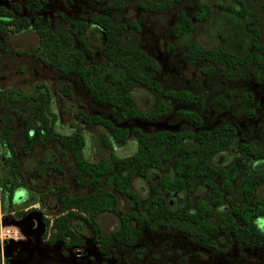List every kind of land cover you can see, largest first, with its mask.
I'll use <instances>...</instances> for the list:
<instances>
[{
	"label": "trees",
	"instance_id": "trees-1",
	"mask_svg": "<svg viewBox=\"0 0 264 264\" xmlns=\"http://www.w3.org/2000/svg\"><path fill=\"white\" fill-rule=\"evenodd\" d=\"M91 1L98 10L86 17H71L61 10L42 14L47 0H23L22 5L11 2L8 7L0 4V31H7L8 25L10 31L32 30L37 44L31 55L63 76L73 75L90 99L106 106L118 122L174 115L187 123L145 131L140 126L128 128L116 123L108 115L92 113L86 117L77 112L82 122L104 131L97 136L106 155L90 161L83 155L82 133L55 130L46 84L36 82L27 92L4 88L0 90V193L5 194L7 206L1 208L15 205L12 198L17 188L24 185L31 189L21 159L33 146L46 149L56 143V154L61 159L68 154L72 159V183L86 191L69 193L63 182L45 185L46 191L56 194L54 213L50 218L41 213L44 231L40 238L47 244L62 239L64 246H82L83 238L69 225L71 218H79L99 252L106 247L111 251L115 245L132 246L140 226L150 231L172 228L216 251L222 250L216 244L219 233L244 245L258 232L257 217L264 215V199L255 195V188L264 179V141L241 140L231 121L205 127L197 111L211 107L222 113L240 104L237 109L252 116V93L227 86L211 94L204 88L194 92L162 85L157 60L139 44L138 18H130L127 10L138 7L139 13L158 12L179 0ZM189 1L193 10L187 13L179 9L170 30L182 49L181 60L200 62L198 70L205 74L221 70L228 78L239 75L246 66L257 82H264V36L258 27L260 15L264 17V0H252V4L249 0L217 1L214 12L207 1ZM23 9L27 16L22 15ZM213 14L218 18L212 24L216 42L205 47L196 41L194 26L209 21ZM133 85L152 94L148 108L137 107L128 92ZM69 87L65 80L59 90L70 96ZM129 134L134 139L130 153L116 155L108 150L110 142L125 140ZM230 143L236 146L237 157L224 165L210 161ZM47 168L59 170L56 163L39 164L36 174ZM156 172L160 174L153 175ZM149 176L155 181L149 183L148 194L141 200L131 182L134 177L147 180ZM195 180L203 188L200 198L186 196L181 202H169L167 195L190 188ZM232 195L238 199L232 201ZM119 196L126 198L131 208L118 213L115 229L102 232L97 214L116 211ZM142 250L136 247L132 252L138 257Z\"/></svg>",
	"mask_w": 264,
	"mask_h": 264
},
{
	"label": "rangeland",
	"instance_id": "rangeland-1",
	"mask_svg": "<svg viewBox=\"0 0 264 264\" xmlns=\"http://www.w3.org/2000/svg\"><path fill=\"white\" fill-rule=\"evenodd\" d=\"M203 1L212 5L214 12L217 1L228 2L231 0ZM11 2L23 4V0H0V4L6 7ZM249 2L253 3L252 0ZM96 7L97 4L91 0H47L42 14H55L57 10H61L71 17H86L92 10H98ZM179 9L190 13L193 7L189 0H179L158 12L142 11L139 13L138 7H129L127 10L130 18H138L139 44L157 60L160 82L164 87L188 88L194 92L204 88L211 94L226 86L235 89L246 88L254 98L252 116L243 115L242 110L237 109L240 104L235 105L236 108L222 113L215 112L211 107L198 110L197 113L205 127L222 121H231L235 124L236 133L241 140L255 138L258 143H262L264 141V82H257L246 66L240 69L239 75L228 78L223 71L218 69L210 74L200 72L198 70L200 62L186 63L182 61L180 58L182 49L174 41L170 32L171 26L176 20L175 13ZM21 12L22 15L27 16L24 9ZM217 19L213 14L209 21L200 22L194 26V36L202 46L207 47L215 44L216 37L212 30V24ZM258 27L261 35L264 36V17L262 15L259 18ZM7 28H9L7 31H0V90L14 88L27 92L36 82L40 81L46 84L50 90V109L54 118L55 130L60 133H70L71 131L82 133L84 136L82 151L86 159L95 161L101 155H106L107 150L100 147L97 136L98 133L103 134L104 131L97 125L82 122L76 116L77 112H81L86 117L92 113L108 115L116 123L128 128L140 126L145 131L158 127L176 128L187 123L186 120L178 119L174 115L157 120L128 118L120 122L116 121L106 106L96 104L90 99L73 75L63 76L51 66L43 65L31 55L37 44V36L32 30L10 31L12 27L9 25ZM91 43L95 45V42ZM168 43L170 47L167 46ZM65 80L70 85V96H66L59 90ZM128 92L141 110L148 108L153 102L152 94L142 87L133 85ZM18 124L19 119L13 123V128H16ZM56 146V143H51L46 149L33 146L21 159V168L31 189L23 185L14 190L12 199L15 201V205L2 209L1 205L5 207L7 204L5 194L0 193V213L4 214L3 222L17 229L20 235L18 239H14V248L5 253L7 264H258L264 262V255L252 254V249L246 246H238L230 242L219 252L207 248L172 228L150 231L143 226H140V233L132 246L115 245L113 251L109 252V257L104 258L93 247L95 242L90 236V231L79 218H71L69 225L84 240L79 253L82 256L69 249L66 250V256L61 255L62 239L47 245L37 234H24L21 224L22 215L17 216L20 211L33 208L41 211L44 217L50 218L56 209L55 192L45 189V185L50 183L63 182L65 190L73 194L86 191L85 187L78 188L72 183L70 178L73 167L72 159L68 154H65L61 159L56 154ZM133 148L134 139L131 134L125 140L110 142L108 146V150L116 155L128 154ZM238 155L236 146L230 143L215 152L210 161H217L218 164L224 165ZM46 163L58 164L59 170L47 168L43 173L37 175L36 167ZM247 166H250V163ZM155 174L159 175L160 173L156 172L153 175ZM154 179L153 176H149L147 180L134 177L131 188L143 200L148 194L149 183L155 181ZM36 189H42V191L37 192ZM202 195L203 188L199 181L195 180L190 188L169 194L167 198L171 202L178 203L186 196L197 199ZM255 195L264 199V179L255 188ZM130 208L127 199L119 196L116 211L98 213L97 220L102 232L115 229L118 223V213L125 212ZM136 247L144 249L141 251L142 255L139 259L131 252ZM4 263V257L0 254V264Z\"/></svg>",
	"mask_w": 264,
	"mask_h": 264
},
{
	"label": "flooded vegetation",
	"instance_id": "flooded-vegetation-1",
	"mask_svg": "<svg viewBox=\"0 0 264 264\" xmlns=\"http://www.w3.org/2000/svg\"><path fill=\"white\" fill-rule=\"evenodd\" d=\"M237 199H238L237 196H235V195L231 196V200L232 201H236ZM169 202H170V200H169ZM257 230H258V232L256 234H251L254 237L253 236H249L247 242L244 245L236 243L233 239H231L232 237H230L228 239L227 237H225L224 233H219L217 235V238H216L217 243L216 244H217L218 247L223 249L225 246H227L231 242V244H235V245H238V246H246L248 248H251L252 249V254L254 253V254L264 255V215H259L257 217ZM220 238H222L221 241H220ZM47 245H50V244H47ZM61 246H63V249L61 251V255H63V256L67 255V252H66L67 249H69L72 252H75V254L79 255V253L81 252L82 247H83V245L82 246H70V247H67V246H64L63 243H62ZM93 247H95L97 249L96 243H94ZM111 251H113V250H111ZM111 251L107 247L105 249H103L102 252H99L98 249H97V252H99L100 255L102 257H104V258H108L109 257V252L111 253ZM221 251H219V252H221ZM256 252H258V253H256ZM132 254H133V252H132ZM141 255H142V253L138 257H136L135 255L134 256L137 259H139L141 257ZM79 256H82V255L80 254ZM2 257H4V262H5L4 264H7V261L5 259V255H2ZM258 264H264V262L258 263Z\"/></svg>",
	"mask_w": 264,
	"mask_h": 264
},
{
	"label": "water",
	"instance_id": "water-1",
	"mask_svg": "<svg viewBox=\"0 0 264 264\" xmlns=\"http://www.w3.org/2000/svg\"><path fill=\"white\" fill-rule=\"evenodd\" d=\"M21 224L24 234L31 235L40 234L44 231V222L41 218V211L33 210L22 215ZM14 248V240L6 239L2 245L1 254L5 255L6 252Z\"/></svg>",
	"mask_w": 264,
	"mask_h": 264
},
{
	"label": "built area",
	"instance_id": "built-area-1",
	"mask_svg": "<svg viewBox=\"0 0 264 264\" xmlns=\"http://www.w3.org/2000/svg\"><path fill=\"white\" fill-rule=\"evenodd\" d=\"M19 231L14 227L8 225H0V254L2 251V244L6 239H18Z\"/></svg>",
	"mask_w": 264,
	"mask_h": 264
},
{
	"label": "crops",
	"instance_id": "crops-1",
	"mask_svg": "<svg viewBox=\"0 0 264 264\" xmlns=\"http://www.w3.org/2000/svg\"><path fill=\"white\" fill-rule=\"evenodd\" d=\"M4 214H1L0 213V225H7V224H5L4 222H3V220H4V216H3Z\"/></svg>",
	"mask_w": 264,
	"mask_h": 264
}]
</instances>
